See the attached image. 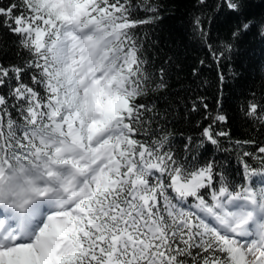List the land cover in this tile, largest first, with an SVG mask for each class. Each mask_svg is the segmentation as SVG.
<instances>
[{"label":"snow or ice","instance_id":"6c2138e0","mask_svg":"<svg viewBox=\"0 0 264 264\" xmlns=\"http://www.w3.org/2000/svg\"><path fill=\"white\" fill-rule=\"evenodd\" d=\"M159 18L152 0L0 2V28L28 57L6 66L0 48V264H264V146L234 184L214 160L178 158L166 131L141 139L163 117L140 102L155 89L135 31ZM245 115L264 126V104ZM228 135L210 124L201 144Z\"/></svg>","mask_w":264,"mask_h":264},{"label":"trees","instance_id":"16d2710c","mask_svg":"<svg viewBox=\"0 0 264 264\" xmlns=\"http://www.w3.org/2000/svg\"><path fill=\"white\" fill-rule=\"evenodd\" d=\"M0 2L6 4L8 0ZM152 3L159 5L160 18L135 31L147 59L151 88L155 89L140 102L154 105L163 119L157 117L149 135L141 139H154L166 131L169 146L178 158L187 156L189 162L199 165L214 160L217 171H222L232 183L240 184L244 180L243 162L259 169L257 149L264 146V126L245 115L250 101L264 104V35L261 34L264 0H240L239 12L229 10L223 0H205L204 4L197 0H152ZM135 15L143 18L151 13L137 9ZM197 18L205 32L203 37L196 30ZM246 22H251V27L243 31L241 25ZM238 30L239 35L233 38L232 33ZM18 39L0 28V48L9 53L2 58L6 66L22 64L28 58L19 49ZM225 44L231 45V51L224 49ZM209 46L217 55L223 53L219 63L213 59ZM17 51L21 53L19 57L15 55ZM161 68L166 87L156 89ZM30 76V71L23 74L25 83H31ZM7 93V88L0 89V94ZM218 112L227 117L226 124L213 123ZM210 124L215 131L229 133L218 137L215 146L206 141L201 144L202 133ZM245 151L256 158L244 157ZM258 182V178L252 181L254 186Z\"/></svg>","mask_w":264,"mask_h":264}]
</instances>
